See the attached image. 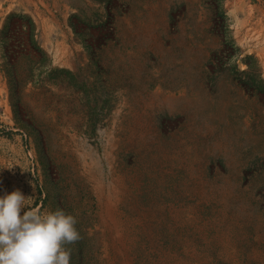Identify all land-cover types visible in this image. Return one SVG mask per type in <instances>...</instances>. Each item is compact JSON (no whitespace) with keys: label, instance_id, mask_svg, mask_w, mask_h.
I'll return each instance as SVG.
<instances>
[{"label":"rangeland","instance_id":"1","mask_svg":"<svg viewBox=\"0 0 264 264\" xmlns=\"http://www.w3.org/2000/svg\"><path fill=\"white\" fill-rule=\"evenodd\" d=\"M15 190L71 264H264V0H0Z\"/></svg>","mask_w":264,"mask_h":264},{"label":"clouds","instance_id":"2","mask_svg":"<svg viewBox=\"0 0 264 264\" xmlns=\"http://www.w3.org/2000/svg\"><path fill=\"white\" fill-rule=\"evenodd\" d=\"M20 190L0 195V264H71L82 237L77 219L61 209L29 208Z\"/></svg>","mask_w":264,"mask_h":264}]
</instances>
